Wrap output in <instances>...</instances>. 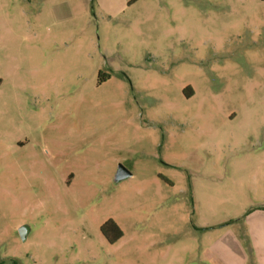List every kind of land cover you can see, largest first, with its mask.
<instances>
[{
  "label": "rangeland",
  "instance_id": "rangeland-1",
  "mask_svg": "<svg viewBox=\"0 0 264 264\" xmlns=\"http://www.w3.org/2000/svg\"><path fill=\"white\" fill-rule=\"evenodd\" d=\"M263 206L264 0H0V264H219Z\"/></svg>",
  "mask_w": 264,
  "mask_h": 264
},
{
  "label": "crops",
  "instance_id": "crops-1",
  "mask_svg": "<svg viewBox=\"0 0 264 264\" xmlns=\"http://www.w3.org/2000/svg\"><path fill=\"white\" fill-rule=\"evenodd\" d=\"M261 208L255 210L261 220H245L243 231L228 233L224 242L214 248L213 256L219 264H264V209ZM246 245L251 250L249 255Z\"/></svg>",
  "mask_w": 264,
  "mask_h": 264
},
{
  "label": "water",
  "instance_id": "water-1",
  "mask_svg": "<svg viewBox=\"0 0 264 264\" xmlns=\"http://www.w3.org/2000/svg\"><path fill=\"white\" fill-rule=\"evenodd\" d=\"M130 177H132L131 171L129 169H127L125 166L119 165L118 170H117L116 175H115L116 182H121V181L126 180ZM20 234H21L22 238L25 239V229L24 228L20 229Z\"/></svg>",
  "mask_w": 264,
  "mask_h": 264
},
{
  "label": "trees",
  "instance_id": "trees-1",
  "mask_svg": "<svg viewBox=\"0 0 264 264\" xmlns=\"http://www.w3.org/2000/svg\"><path fill=\"white\" fill-rule=\"evenodd\" d=\"M104 82V80H100V83H103ZM261 209H264V207H262ZM105 231V230H104Z\"/></svg>",
  "mask_w": 264,
  "mask_h": 264
},
{
  "label": "flooded vegetation",
  "instance_id": "flooded-vegetation-1",
  "mask_svg": "<svg viewBox=\"0 0 264 264\" xmlns=\"http://www.w3.org/2000/svg\"><path fill=\"white\" fill-rule=\"evenodd\" d=\"M104 234H106V233H104Z\"/></svg>",
  "mask_w": 264,
  "mask_h": 264
}]
</instances>
